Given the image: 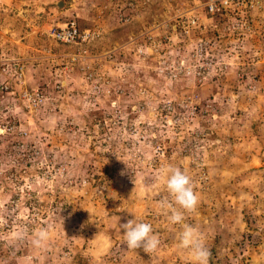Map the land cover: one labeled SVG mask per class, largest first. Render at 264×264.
<instances>
[{"label":"rangeland","instance_id":"rangeland-1","mask_svg":"<svg viewBox=\"0 0 264 264\" xmlns=\"http://www.w3.org/2000/svg\"><path fill=\"white\" fill-rule=\"evenodd\" d=\"M56 1L0 0V264H188L161 207L169 165L198 196L184 223L200 229L208 264H264L257 12L245 27L237 12L200 11L197 27L191 8L206 0H65V17L102 33L64 44L50 34L68 23L50 22ZM136 35L157 53L143 59ZM133 216L159 236L151 256L123 244L119 223Z\"/></svg>","mask_w":264,"mask_h":264},{"label":"clouds","instance_id":"clouds-1","mask_svg":"<svg viewBox=\"0 0 264 264\" xmlns=\"http://www.w3.org/2000/svg\"><path fill=\"white\" fill-rule=\"evenodd\" d=\"M209 1L210 0H206L202 4L199 3L200 1H197L198 3H195L194 1V5L192 6L191 11H196L197 13L190 17V19L192 17L196 19V22L194 24H191L192 26L199 27L200 11H203L204 14L207 15L206 17H210L212 20H214L213 16L217 12H219L220 16L229 15V13L221 15L220 11H216L214 13L209 12L208 8L205 6V4ZM254 11L257 12V16L255 17L256 22L261 27H264L263 12H261L260 10H252V12ZM249 18L250 17H248V24L250 27L252 17L250 19ZM190 19L187 20V24L188 22H190ZM125 20H127V17H125ZM260 33L262 34L263 32L260 31ZM142 36L136 35L135 39L136 43L139 44L138 47H142L145 49V53L142 57L143 59H145L144 57L146 56V53H148L147 56H149L150 54L153 55L157 53L158 47H153L150 52L147 51L155 41H153L151 36L150 39L147 38L148 35H146V37H143L145 38V40L151 42V44L148 45L149 48H147L145 47V44H141L139 42V40L142 39ZM5 58H7V50L3 48L0 42V77L4 76V71L2 70V68L4 66H7ZM179 62L180 61H178L177 65H179V67L181 66L180 68L183 69V60H181V64H179ZM164 172L165 188L168 196L161 201V207L171 210V214L167 217L170 224H179L181 226V231L178 233L177 237V248L180 250H186L188 256V264H208L210 253L207 247L205 246V242L200 229L193 225L184 223V213L194 211L198 204V196L196 195L191 186L190 177L183 170H181V168L174 167L171 165H169L164 170ZM174 205L178 206V208L174 207ZM119 228L122 233L123 244L128 250L139 249L151 256V254L155 253L160 247L161 241L159 239V236L157 234H154L152 225L149 223L142 222L134 216L132 219H128L124 223H119ZM44 239H46V230L41 229L36 234V239L34 240V243L36 245H40Z\"/></svg>","mask_w":264,"mask_h":264},{"label":"built area","instance_id":"built-area-1","mask_svg":"<svg viewBox=\"0 0 264 264\" xmlns=\"http://www.w3.org/2000/svg\"><path fill=\"white\" fill-rule=\"evenodd\" d=\"M264 0H210L205 4L208 8V11L214 13L216 11H220V14H228L229 12H237L240 16L243 17V26L246 27L248 24V17H251V14L248 10H260L264 14V5H261ZM257 8V9H255ZM245 15H241V14ZM247 13V14H246ZM247 20V23H246ZM196 22L195 18L190 19V24H194ZM246 23V24H245ZM264 26V22H263ZM50 34L56 41L62 42L64 44H75L81 42H89V40L99 37L101 35V30H93L90 31L88 29L83 30L78 27L75 21H71L66 23L63 26L59 24L56 27H52L50 29ZM261 35L264 36V33ZM150 39V36L148 37ZM3 71L6 70L4 66L2 68ZM1 89H5L8 91V85H3ZM11 92V91H10ZM22 96L27 98V102H32L33 106L38 105L40 101V95L38 93H28L27 91L22 92ZM31 106V105H29Z\"/></svg>","mask_w":264,"mask_h":264},{"label":"crops","instance_id":"crops-1","mask_svg":"<svg viewBox=\"0 0 264 264\" xmlns=\"http://www.w3.org/2000/svg\"><path fill=\"white\" fill-rule=\"evenodd\" d=\"M64 1V5L59 9L58 7L55 6V3H52L54 5L55 8L51 7L50 5H47L48 6V12L50 14V12H52V23L54 22H59V23H62V22H65V16L67 14H70V4H67V2L65 0ZM42 33V31H41ZM41 35V34H40ZM8 50V49H7ZM8 53V51H7Z\"/></svg>","mask_w":264,"mask_h":264},{"label":"trees","instance_id":"trees-1","mask_svg":"<svg viewBox=\"0 0 264 264\" xmlns=\"http://www.w3.org/2000/svg\"><path fill=\"white\" fill-rule=\"evenodd\" d=\"M112 11H114L115 14H116V11L118 12V9H117V8H114V10H112ZM108 12H111V9L109 10V8H108ZM220 17H221V16L219 15V12H217V13L213 16L214 19H217V18H220ZM64 20H65V22L75 21L74 19H72V18H70V17H66ZM75 22H76V21H75ZM139 42H140L141 44H145V45H150V44H151L150 41H148V40L144 41L143 39H140ZM137 114H138V113L132 112L129 116L132 118V117H134V116H137ZM3 152H5V151H2V153H3ZM149 179H151V178H149Z\"/></svg>","mask_w":264,"mask_h":264},{"label":"water","instance_id":"water-1","mask_svg":"<svg viewBox=\"0 0 264 264\" xmlns=\"http://www.w3.org/2000/svg\"><path fill=\"white\" fill-rule=\"evenodd\" d=\"M55 3V6L56 7H60V6H63L64 5V1L63 0H57Z\"/></svg>","mask_w":264,"mask_h":264}]
</instances>
